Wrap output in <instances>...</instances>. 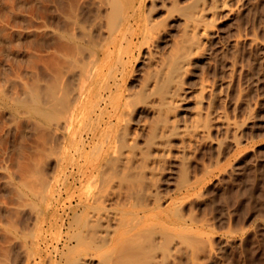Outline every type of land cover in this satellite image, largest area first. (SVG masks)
<instances>
[{
  "label": "bare ground",
  "instance_id": "obj_1",
  "mask_svg": "<svg viewBox=\"0 0 264 264\" xmlns=\"http://www.w3.org/2000/svg\"><path fill=\"white\" fill-rule=\"evenodd\" d=\"M74 1L76 4L69 5V11L63 13L64 24L59 22L63 26H55L54 33H51L58 36L60 58L49 65L47 56L51 53L43 54H47L48 66H42L47 67L44 72L48 75L45 74L42 80L33 79L31 70L22 68L24 72L19 70L20 76L30 71L28 79L32 80L24 81L23 75L19 86L12 92L10 88L6 89L8 82H11L9 86L12 85L11 78L7 79L5 88L0 78L3 85L0 84V109L9 110L16 119L22 116L29 119L41 135L38 155L56 161V175L53 177L43 172L46 162L41 164L43 160H40L36 174L27 179L24 177L25 181L14 188V192L18 191L15 193L18 199L23 202L22 198H25L23 203L26 206L23 205L31 218V226L20 231L10 225L13 236L25 249L24 264H36L37 258L42 256L41 240L49 244L45 258L51 264H176L180 260L195 264L201 240L200 228L193 224L195 218L187 211L186 205L193 196L195 201H200L204 193H201L202 181L206 174L212 173V166L217 165H212L209 160L211 164L201 168L205 176L200 177L191 172L190 160L204 141L210 144L208 147L215 158H221L220 139L223 136L218 139L215 134L232 130L237 136L239 129L256 118L255 108L247 104L243 123L238 125L235 120L232 123L229 115L227 117L228 111H225L227 107L223 108L224 103L221 106V94L230 86L236 67V61L228 59L225 50L233 49L234 57L238 56L235 49L248 41L249 49H255L253 72L256 73L253 74L260 76L259 72L264 69V37H259V31L251 36L241 31L243 35L238 27H234V31L228 28L233 33H228L226 38V26L229 27L232 21H222L242 15L245 0H237L235 5L232 0ZM14 4L17 5L16 1ZM9 12L12 9H8L6 17ZM244 13L246 15V11ZM240 19L239 22L243 20ZM45 24L44 29L48 27ZM28 27L32 29V26ZM259 28L264 31L261 26ZM45 32L47 34L48 30ZM51 40L48 43L53 42ZM8 50L10 54L12 50ZM24 51L22 49V53ZM37 55L29 58L41 59ZM21 60L19 62L23 63ZM31 61L26 64H32ZM219 64H224L228 75L219 69ZM211 66L216 68L212 77L209 76ZM6 75L11 73L6 72ZM243 75L246 76L241 72L240 76ZM15 78L17 75L12 79ZM5 124L2 126L6 128ZM236 136L232 137L234 146H239L242 140ZM8 179L11 178L6 179L9 186ZM64 195L68 196L67 201L63 200ZM45 228L51 233L49 242L47 237L43 238Z\"/></svg>",
  "mask_w": 264,
  "mask_h": 264
},
{
  "label": "rangeland",
  "instance_id": "obj_2",
  "mask_svg": "<svg viewBox=\"0 0 264 264\" xmlns=\"http://www.w3.org/2000/svg\"><path fill=\"white\" fill-rule=\"evenodd\" d=\"M15 1H16L17 5L14 4ZM60 1L61 0H58V1L57 0H12V1L11 0L10 1L9 0H0V4H1L0 7H4V8H1V9H3V11H1V9H0V19L2 18L1 20H3V18H5L3 20L5 22H3V21L1 22V20H0V24H1L0 27L2 28V29L0 28V33H1L0 34V42H2V40L4 39V41L2 43H0V49H1L0 52L3 51L2 56L6 55L5 57H3L4 58L3 60L1 59L2 56L0 57V59L2 60V61L0 60V65H1L0 66V68H1L0 69L1 70L0 71V78H1V81H3L2 84L3 85L5 84V85L3 86L1 84V82H0V84L4 88L7 87L6 85L8 84V88H6V89L10 88L9 89L10 92H12L16 86H19V84H20L19 79L24 75V73H22V76H20L21 72H24L27 69L31 70V72H32V74L30 71L25 72V73H27L25 75L28 77H26L24 75V77H22V79L24 78L23 79L24 81L25 80H32V78L28 79L30 74L32 75L31 77H33V79L39 78L42 80V79H44L45 74L48 75V73H46L47 67L46 66H45L46 68L44 67L45 64L47 65V61H48V64L50 65V64H53L54 61L56 63L58 61V59L60 58L59 57L60 56L59 55L60 54V52H59L60 42L58 41L59 40L57 38L58 36L56 34H55L56 35L55 36L51 33H54L53 29H56V27L61 28V26H63V25H60L59 22L61 21V24H64L65 14L69 11L70 6L72 4H76L74 0L73 1L67 0L68 2L66 0L65 1L62 0L61 4L64 6L63 7L60 4ZM263 1L264 0H255V1L254 0H252V1L245 0V2L248 5L245 3V5L243 6L244 8L241 10V12L246 11V15L243 12L242 15H241V13L238 16L235 15V16H237L238 20L235 16H231L230 20H229V18L228 19L226 18V20H223L222 22L232 21L231 22L232 27H231V25L229 27L226 26L227 29L233 28L232 31H234V29H235L234 27H238L240 32L243 31L246 35H249V36L258 33V31H259V33H258L259 37H261V35H262L261 38H263L264 37V35H263L264 31H262V29L259 28L261 26V28H263V30H264V27H263L264 26V12H263L264 11V8H263L264 3H263ZM11 2H12V4H11ZM19 2H20V4H19ZM56 2H57V4H56ZM234 2L237 3V0H232V4L235 5ZM250 2H252L253 4H251ZM67 3H69V4H67ZM6 5H8L9 8ZM13 5L16 7L18 6V7L15 9V7H13ZM245 6H247V7H245ZM60 7H62L61 8L62 11H61ZM18 8L20 9V11H18ZM247 8L249 9V11ZM8 9H12V12H9L10 14L8 13L9 15H8V17H6ZM55 9H57V11ZM13 11L15 14H13ZM16 11H17V14H16ZM3 12H4V15H3ZM60 12H62V14ZM63 13H65L64 16H63ZM44 15H45V17H44ZM53 15L54 16L56 15L55 19H53V17H54ZM61 15H62V17H61ZM15 16L18 19H16ZM239 16L243 20L245 18V20H244L245 22L243 20H241L239 18ZM243 16H244V18H242ZM42 17H44L45 19L43 20ZM59 17L61 18V20ZM261 18H262V20H261ZM8 19L11 20L12 24H11L10 20H8ZM57 19H58V21H56ZM62 19H64V20L62 21ZM239 19L241 20V22H239ZM259 19L262 22H260ZM53 20H55L54 21L55 24L53 23ZM17 21H19V22L22 21L23 24L19 23ZM24 21L26 22V24ZM45 21H46V24H45ZM6 22H8V24L10 22V24H9L10 26L8 24H6ZM56 22H58V23H56ZM15 23L18 25H16ZM27 23H29V25H27ZM42 23L45 25L48 24V27L47 28L45 27L46 29H44ZM52 23H53V26H52ZM87 23H89V22H87ZM34 24H35V27H34ZM36 24H38L39 26ZM58 24L60 26H58ZM24 25L27 27H25ZM19 26H21V27H19ZM28 26H30V27L32 26L31 27L32 29H29ZM4 27H6V28H4ZM10 27L13 29L11 30ZM51 27H54V28L51 29ZM3 28H4V30H3ZM9 28H10V30H7ZM14 28H16V30H14ZM25 28H26V30H23ZM37 28H38V31H37ZM40 28H42V30ZM227 29H225V36L228 33L230 34L232 32L230 29H228V30H230V32H228ZM2 30L3 31L6 30L7 32H3ZM28 30H31V31L35 30V31L34 32L29 31L28 32ZM39 30L42 34L39 32ZM45 30H48L49 33L47 32V34H46ZM49 30H51V31H49ZM21 31H23L25 33L21 32ZM36 31L39 33H37ZM9 32H11L10 33L11 36H10V34H8ZM19 32H21V35H23V36L25 35V36L22 37L21 35H19L20 34ZM243 32H241V33L243 34ZM5 33H6V35H5ZM28 33H30L31 37L29 36ZM31 33H33L32 35H34V34L35 35L32 37ZM45 34H46L47 38L45 37ZM12 35H14L15 37L13 38ZM16 36H18L19 41L17 40ZM27 36H29L31 39ZM52 36H54V37H52ZM228 36L229 35H227L226 38ZM7 37H8V39H6ZM10 37L13 39H11ZM26 37L29 39H26ZM42 37H45L46 39H44ZM43 39L45 41H43ZM50 39H53V40H51L53 42L48 43V42H50ZM7 40L11 41V42L8 43ZM12 40H13V43H12ZM56 41L59 43H57ZM54 42H56V43H54ZM247 42L248 41H244L242 43L243 45L246 44L244 47L240 43L239 47H237L239 49H235L236 50L235 52H237L236 55H238V56L234 57L235 53H234L233 49L225 50V52H227V51L229 52V53L228 52L226 53L228 59H231V60L234 59V61L233 60L232 61L233 62L236 61L235 63L238 65L235 64V66L236 67L238 66V67L234 68L233 78L235 77V79L232 78V82H231L232 85L230 84L229 87H227V88L225 87V89H223V92L221 94V98H222L221 99L222 100L221 106L223 107L225 104V106L223 108L226 109L225 107H227L228 110L226 109L225 111H228V113L226 112L227 117L229 115L228 119L230 121L232 120L231 121L232 123L234 122L233 120H235V123H237L238 125H241V123H243V121H241V120H244L243 116H245L247 104H250L251 108H253V109L255 108L256 118H254L255 120L253 119L252 121H248V123H247L248 126L244 125L243 128L239 129L238 131H240V130L241 131L240 132L237 131V136H236V133L234 134V132L232 130L229 132L227 131L226 133L224 131H221L223 133L217 132L218 135H217V133L215 134L216 136L219 137L218 139H220L223 136L220 139V141H222V143H221V148H222L221 152L222 153H220L222 156L221 158H220V156H218L219 159L217 156H216L217 158H215V156L212 154V149L210 147H208V146H210V144L208 142H207V144H205L206 142L204 141V142H202L203 144H201V146L200 145L198 146L199 148L197 147V149H196L197 151L196 150L194 151V153L195 152L196 153L192 157L193 159L190 160L191 172L193 174L196 173L197 175H200V177L205 176L203 174V170H202V169H204V165L205 166L207 165V167H208V165L211 164L210 162H212V165H217L214 167L212 166V168H213L212 173H209L208 176L206 174V176L204 177V179L202 181L201 193L202 192H204V193H202L201 199H203V200L200 199V201L197 202L194 200L195 196H193V197H191V199H189L190 201H188L187 205H186V208L188 207L187 211L191 212L195 218V223H193V224L200 228L199 234L201 236V240L198 243L199 250H198V252H196L195 264H264V69H263L264 66L262 68L263 72H262V70H261V72H259L261 74L260 75L261 77L259 75H257L258 73L253 74V73H256V72H253L254 67H255V61H254L255 60L254 59L255 58V55H254L255 49L254 48L249 49L251 47L249 45V42L248 43ZM10 44H12L13 47L16 46L15 49L12 46H10ZM26 44L28 45V47ZM55 44H57V45H55ZM2 45H3V48L1 47ZM17 45H19L21 49L18 48ZM240 45H241V47H240ZM43 46H45V47H43ZM53 47H56V48L54 49ZM9 48L13 51V54H12V51H11V53L9 52L10 54H8L7 50ZM17 48H18V50L16 51ZM26 48L28 49V52L30 51L29 54L26 51L27 50ZM10 49L8 51H10ZM22 49L25 50L23 53H22ZM41 49L42 50L44 49L43 51H45L46 49L47 50L45 52H43V51H41ZM243 50H244V55L242 54ZM249 51L252 52L253 56L249 55V54H251V52H249ZM15 52H17V53H15ZM31 52L32 53L34 52L36 54H34V53L32 54ZM238 52H240V53H238ZM21 53H22V55H21ZM44 53H47V54L51 53L50 55L47 56V59H48L47 61H46V57H45L47 54L43 55ZM231 53L233 54V56ZM30 54L35 55L36 57H38L37 54H39V55L41 54V55H43V57L40 55L39 58L41 57V59H38V58L36 59L35 56L29 58L31 56ZM215 54H217V52H215ZM0 55H1V53H0ZM10 55L13 58L12 57L9 58ZM23 55H24V57H23ZM28 55H30V56H28ZM248 55L250 58L248 57ZM7 56H9V57H7ZM246 56H247V59H246ZM50 57L54 58L53 61H51L52 58L50 59ZM251 57H252V59H251ZM21 59H23V63H20V62H22ZM26 59L28 61H26ZM30 59L31 60L33 59L35 61H33V60L31 61ZM12 60H13V62L15 60L16 63L15 62L13 63ZM24 61H25V63H24ZM30 61L32 62V64L29 63L30 64V66H29V64L27 65L26 63H28ZM33 62L35 63L34 67H33ZM248 62H250V63H248ZM1 63L2 64L5 63V65L3 64L4 65L3 66ZM7 63L12 64V67L10 64H9L10 66L9 65L6 66ZM17 63L18 64L20 63V64L17 65ZM226 63H227V61H225L224 64H226ZM24 64H26L30 68H28ZM42 64H44V65L42 66ZM136 64H137V62H136ZM136 64H135V66H136ZM224 64H223V66H221V64H219L218 67H219V69H222V71L224 72V74L226 76V73L228 75V70H226L227 68L224 66ZM247 64H249L248 65L249 67L247 66ZM36 65L38 66V68ZM240 65H241V67H239ZM16 66H17L18 70L16 69ZM135 66L133 67L134 69H136ZM245 66L247 67V69H245L246 68ZM6 67L7 68L11 67V68L9 70ZM13 67L15 70L12 69ZM211 67H210V69H211L210 72H212V73H209V76L212 77L214 75L216 68H214L213 66H211ZM3 68H5L7 71ZM22 68L24 71L23 70L21 71ZM24 68H26V69H24ZM248 68H249V70H248ZM212 69L213 70L215 69V70L213 71ZM236 70H238V71L236 72ZM244 70H245V72H244ZM14 71H16V72L14 73ZM44 71H46V72H44ZM240 71L242 72V74L244 73L246 75L247 72H248V74L246 76L243 75V77H242V76H240L241 75ZM2 72H4L5 74ZM6 72H7V74L11 73V75L14 73V75H12V76L8 75L7 76ZM18 72H20V73H18ZM249 72H251V73L249 74ZM2 74H4V75H2ZM15 74L17 75V79L15 78V80H13L14 76L16 77ZM18 74H19V76H18ZM248 75H251L252 78H251V76H248ZM3 77H5V79H6L5 82H4L5 79ZM239 77L240 78L242 77L241 78L242 80L238 79ZM258 77H259V81L256 82ZM9 78H11L10 80L12 81L11 86H9L10 85L9 83H11V82H8L9 80L7 81V79H9ZM255 78H256V80H255ZM261 79H263V80H261ZM17 80L19 81V83ZM233 80H235V81H233ZM237 80L238 81L240 80L239 83ZM16 81H17L18 85L15 83ZM249 81H253V82L249 83ZM244 82H245V84H244ZM236 83H238V84H236ZM247 83H249V84H247ZM252 83H254V84H252ZM239 84H240V86H239ZM233 85H234V87H233ZM244 85H245V87H244ZM253 85H254L255 89H254ZM237 86H238V90L236 89ZM241 86H242V88H239ZM257 86H259V87H257ZM251 88H252V90H251ZM257 88H258V90H257ZM232 90H233V92H232ZM242 90H243V92H242ZM6 91H8V90H6ZM245 91L248 92L249 94L246 93ZM240 92H242V93L240 94ZM227 94H228V97H227ZM233 94H234V97H233ZM239 94L241 96H239ZM225 95H226V97H225ZM236 95H238V96H236ZM245 95H246V97H245ZM242 96L244 98H242ZM232 97L235 99H232ZM236 97H238V98H236ZM239 97H241V98H239ZM245 98H248V99H245ZM225 99H226V101H225ZM244 100H245V102H244ZM244 107H245V109H244ZM4 111H5V114H7L8 116L7 115L5 116ZM1 112H2V114H1ZM1 115H4V116L2 117ZM5 117H8L11 120H9L8 118H7L8 119L7 120ZM13 119L15 120L16 118L12 117V114L9 110H7L5 108L0 109V120H1L0 121V125H1L0 129L2 130V128L4 127L2 125L5 124V122H7V124L9 125L8 126L5 124L6 128L4 127L5 129H3L2 131L0 130V132H1L0 133V264H24V262H25V256H26L25 249L21 247L19 240L15 236H13L12 228H15L16 230L18 229L20 231V229L22 230L25 227H28V226L30 227L31 226V220H30L31 218H30L29 212L26 211V207H25L26 204H24L25 198H22L20 196V198H22L24 200L23 201L24 203H23L21 199H18V197H17L18 195H16L18 193V191L16 190L17 191V193H16V191L14 192V190L18 187L19 184H21L22 181H25V178L27 179L29 176L32 177L33 175L36 174V166L40 167L39 163L42 160L43 161L41 164H43L45 162H46V164H48L47 166H46V164H43V166L45 168L43 166H41V168L42 167L44 168L43 172H45L48 176H51V177L56 175L55 174L56 170H54V169H56V166L54 165L56 163V161L53 158H47L44 156H40V154L38 155V153H39L38 149L40 146L39 138L41 135H40L39 131H38L39 133H37V129H36L35 125H33V123L29 119H27L25 116H22L21 118H18L15 121ZM4 120H5V122H4ZM17 120L21 121V125H19L20 121L18 122ZM254 121H256V124H254ZM15 122H16V124H15ZM10 123H11V125H10ZM21 126L23 127V129ZM7 127H9V129H7ZM249 129H251V131ZM252 129H253V132H252ZM251 135H254V136H251ZM233 136H234V138H235V136L237 138H240V141L242 140L240 142V144L242 143V145L239 144V146H234L235 145L234 144L235 139L232 138ZM239 136H241V137L243 136L242 139ZM235 147H236V149H235ZM227 155H229V156H227ZM38 156H40V158L43 157L44 159L43 158L40 159ZM1 158L3 160L2 162H1ZM213 158H215V159H213ZM209 160H210V162H209ZM214 160H217V161L219 160V162L214 161ZM213 162H214V164H213ZM216 162L218 164H215ZM208 163H210V164H208ZM7 164H8V166H6ZM28 164H30L31 167ZM32 166H34V167H32ZM7 167H9V168H7ZM27 167H29L28 171H29V173L31 172V174L28 173V171L26 169ZM23 169H25L24 172H23ZM29 169L32 171H30ZM25 172L28 173V175L27 174L25 175ZM231 173L233 175H231ZM7 178H11L10 180L8 179L9 184H10L9 186L7 185V183H8L6 180ZM67 199H68V196L64 195L63 200L67 201ZM192 200H194L195 203ZM28 211H29V209H28ZM10 225L12 226V228ZM43 233H44L43 238L47 237L46 241L49 242V240L51 239V235H50L51 233H50L49 229L45 228ZM40 244H41L40 250L42 251L41 252L42 256L40 258H37L36 264H51L45 258V256H46L45 254L48 252V249L50 248L48 246L49 244L43 243L42 240L40 241ZM176 264H191V263L188 261H185V260H180V261H177Z\"/></svg>",
  "mask_w": 264,
  "mask_h": 264
}]
</instances>
